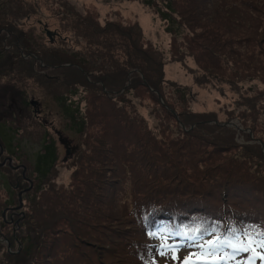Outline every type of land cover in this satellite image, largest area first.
<instances>
[{"label":"rangeland","instance_id":"374dc122","mask_svg":"<svg viewBox=\"0 0 264 264\" xmlns=\"http://www.w3.org/2000/svg\"><path fill=\"white\" fill-rule=\"evenodd\" d=\"M0 53V210L19 203L20 165L32 183L17 240L0 228V264H145L158 242L148 226L161 223L143 204L164 193L205 215L226 179L264 180V0H0ZM119 65L135 68L108 97L101 81ZM139 68L162 70L161 94ZM49 141L57 156L38 163ZM252 192L259 201H230L264 215L262 188Z\"/></svg>","mask_w":264,"mask_h":264},{"label":"trees","instance_id":"16d2710c","mask_svg":"<svg viewBox=\"0 0 264 264\" xmlns=\"http://www.w3.org/2000/svg\"><path fill=\"white\" fill-rule=\"evenodd\" d=\"M167 3L170 5V0H167ZM138 30H139V28H138ZM139 33H140V30H139ZM130 46L138 49V45H137L136 40H134V42ZM142 49H144V48L142 47ZM20 54H21V52H20ZM32 56H33V54H30V57H32ZM2 57H3V55H2V53H0V60ZM30 57H29V59L31 60ZM37 58H38V56H37ZM0 63H2V62H0ZM157 63H159V66H160L161 62H157ZM63 66H66V65H63ZM67 66H69V65H67ZM83 67H86V66H83ZM83 67L80 68V69H83L81 71L89 72V70H87ZM129 67H131V68H129ZM146 67H148V66H146ZM132 68H135V67H133L131 65H129V66L119 65L118 69L117 68L113 69V71L116 75H112L111 73H109V74H111L110 76L107 75L108 77L104 75L103 79L101 81L102 84L104 85L103 92L108 95V93H111V92L113 93L114 91L115 92L119 91L121 89V85L123 84V80H124L126 74H128V71H130ZM147 69L146 68H144V69L139 68V70L141 71V73L143 74V77H144L143 84L147 88H149V87L154 88L159 94H161L160 86H161V82H162V79H161L162 78V70H160V72H158L159 70H157L159 76H157L154 79L152 77L153 73L148 74L146 71ZM157 69H159V67H157ZM81 82H82V80L79 79L77 82L74 81L73 83H74V85H77L76 83H79V85L83 86L85 83H81ZM140 86L141 85L139 82H135V85H133V88H138ZM123 88H124V86H123ZM108 97H113V95L109 94ZM56 156L57 155H56V149H55L54 142L49 141L48 143H46V142L43 143V145L41 147V152H39L37 154L36 160L38 163H45L47 161L46 164H48L49 160L52 158V161H53L54 158H56ZM104 169H106V168H104ZM227 177H229V176H227ZM86 182H88V184H89L91 181H86ZM263 184H264L263 179L258 180L256 182H247V181H243V180L237 179V178L236 179L235 178L226 179L225 181L222 182V188L221 189H224L226 192H229V193H226L225 191H223L222 195L218 196L219 199L221 200V206H219L220 200H217L214 204L216 208L214 206L209 207L205 215H204V212H202L198 208H195L193 210H187V211L183 210V209L190 207L192 204L196 203V202H194V200H188V204L183 206V209L181 211V209L176 207V204L172 203V202H176V201H172L171 199L168 200V198L165 196L164 193H163L161 198H159V197L155 198V199L159 198L158 201L154 200V202H148L146 205L143 204L145 207H144V210L141 209L142 210L141 212L144 215H147L148 208H152V210H153L152 215L155 213V216H156L158 213H160L158 215V217H159L161 225L164 227H169V228L174 229V230L178 229L180 226H183V225H190L191 226V225H194V224L199 223V222H207L209 224H220L222 226H227L229 224H235L237 226H255L256 228L262 227V229L264 230V215H263V211L261 209H259L258 207L257 208L259 210L257 208L254 209L253 207H250V206H244L243 203L242 204L233 203L230 201V199L238 197L236 195H231L232 192L230 193V191H236L237 195H242L243 197L245 196L244 198L250 197V198H254L257 201H259L258 198L252 197L251 195H255L252 192L253 190H255L258 187L259 188L261 187L262 192H263V195H261V196L264 198V185ZM88 187L89 186L87 185L85 188V191ZM242 191H244V192H242ZM86 192L88 194H90L93 191L89 190ZM98 195H100V198H102V196L104 194L103 195L98 194ZM215 196H217V195H215ZM166 200L169 202H166ZM101 201H103V199H101ZM80 203L81 204L79 205V207H83V209L87 208L90 204V203H88V201L86 199V195L83 196L82 198H80ZM254 207H256V206H254ZM1 211H2V209L0 210V212ZM110 215L113 217L112 214H110ZM98 226L99 225L96 226V231H97ZM152 226H153V224H151V225L149 224L148 227L152 228ZM156 228H158V227L155 226V229ZM82 234L87 235V232L86 231L82 232ZM88 237H89L90 241H93L91 239L92 238L91 234H88ZM108 238L110 239L111 236ZM57 240H59V239H57ZM84 241H85V239H84ZM87 241H89V240H87ZM110 244L112 246L113 242L110 241ZM55 246H56V242H55ZM111 246H108V247H110V249H112ZM100 247L104 248L105 250H110L107 247H105V244H101ZM23 258H29L30 259V256H28V257L23 256ZM19 262H20V260L17 261L18 264H19ZM21 262H23L22 264H24V260H22Z\"/></svg>","mask_w":264,"mask_h":264},{"label":"snow or ice","instance_id":"6c2138e0","mask_svg":"<svg viewBox=\"0 0 264 264\" xmlns=\"http://www.w3.org/2000/svg\"><path fill=\"white\" fill-rule=\"evenodd\" d=\"M146 234L158 242L149 246L150 258L145 264H158L157 256L164 258L165 264L169 260L174 264H256L257 260L264 264V230L255 226L199 222L176 230L150 228ZM182 250L187 255L181 256Z\"/></svg>","mask_w":264,"mask_h":264},{"label":"flooded vegetation","instance_id":"af4514ba","mask_svg":"<svg viewBox=\"0 0 264 264\" xmlns=\"http://www.w3.org/2000/svg\"><path fill=\"white\" fill-rule=\"evenodd\" d=\"M12 47V46H11ZM21 52V51H20ZM21 54H22V52H21ZM23 56V55H22ZM28 56V57H27ZM23 57H27V58H29L30 57V54H28L27 53V55L26 56H23ZM33 58H35V59H38L37 58V56L36 55H33L32 56ZM40 60V59H39ZM40 62V64H41V60L39 61ZM36 109V113H37V111H39L40 110V103L38 102V101H35L34 102V110ZM42 118V117H41ZM43 119V118H42ZM60 137L64 140V143H61V145L64 147V152H67L66 154L67 155H69V154H71L72 153V150H74V146L70 143V141L68 140V139H66L65 137H63L62 135H60ZM3 151H4V147H3ZM11 157L12 158V156L11 155H7L6 157ZM5 158V157H4ZM3 158V159H4ZM13 159V158H12ZM6 162H7V164H9L8 162V159L6 158ZM12 162V161H11ZM13 164V163H12ZM15 165V164H14ZM17 165V164H16ZM23 165V164H22ZM9 167H10V165H8ZM23 171L21 170L20 171V174H19V180H21V181H23V180H27V182H28V184L30 185V179L26 176V173L24 172V173H22ZM19 180L18 181H16V184H14V187H15V189H18L17 190V192L18 191H20V190H23V189H26V187H23V188H20V185L18 184L19 183ZM31 188V187H30ZM29 188V189H30ZM25 192V191H24ZM23 194V193H22ZM17 205V204H16ZM15 206V204H10V206H8V205H6V206H4L3 207V209H5V208H9V209H7L6 211H5V218H6V221H0V228H2L3 227V224L5 225V224H12L13 225V232H12V238L13 239H15V229L17 228V224H19L20 223V221H22V219L25 217V215H24V213L22 212V213H20L21 212V209L20 210H16V211H13L14 209H12L13 207ZM3 209H2V211H3ZM1 211V212H2ZM1 212H0V218H1ZM1 220V219H0ZM0 237H2V238H4L5 239V241H6V244H7V242L9 243L10 242V240L8 239V237H7V235L4 233V232H2L1 230H0Z\"/></svg>","mask_w":264,"mask_h":264},{"label":"water","instance_id":"95a60500","mask_svg":"<svg viewBox=\"0 0 264 264\" xmlns=\"http://www.w3.org/2000/svg\"><path fill=\"white\" fill-rule=\"evenodd\" d=\"M45 33H46V35L50 38V40H52V37H51V35H52V31L51 30H49L48 28H45ZM56 33V32H55ZM34 100H31V104L34 106ZM59 134V133H58ZM59 142L60 143H64V140L61 138V137H59ZM2 151H3V146H2V144L0 143V155L2 154ZM7 159H8V161H9V165L10 166H12V164H11V157H7ZM20 166H22V168H23V172L22 173H24V170H25V166L24 165H20ZM18 167V166H17ZM31 180H30V185L26 188V189H23V190H20V191H18L17 192V198H18V205L17 206H14L12 209H14L13 211H16L19 207H21V204H22V202H21V197H22V193L24 192V191H27L30 187H31ZM7 209H9V208H5V209H3V211L1 212V221H6V218H5V211L7 210ZM20 213H22V212H20ZM16 238V237H15ZM16 240H17V238H16ZM7 246H9V243L7 242Z\"/></svg>","mask_w":264,"mask_h":264},{"label":"bare ground","instance_id":"6f19581e","mask_svg":"<svg viewBox=\"0 0 264 264\" xmlns=\"http://www.w3.org/2000/svg\"><path fill=\"white\" fill-rule=\"evenodd\" d=\"M134 8H137L136 6H134ZM140 19L144 22H146L148 24V26L150 25L151 22V16L149 15V13L146 12H141V17ZM150 21V22H149Z\"/></svg>","mask_w":264,"mask_h":264}]
</instances>
